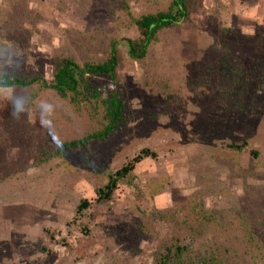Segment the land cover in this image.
<instances>
[{
    "label": "rangeland",
    "instance_id": "rangeland-1",
    "mask_svg": "<svg viewBox=\"0 0 264 264\" xmlns=\"http://www.w3.org/2000/svg\"><path fill=\"white\" fill-rule=\"evenodd\" d=\"M172 1L0 0V79L49 83L60 59L102 61L116 41V82L93 81L125 101L113 133L64 149L105 129L100 103L0 89V264H264V0H185L133 60L135 21ZM13 92L31 118L13 117Z\"/></svg>",
    "mask_w": 264,
    "mask_h": 264
},
{
    "label": "trees",
    "instance_id": "trees-1",
    "mask_svg": "<svg viewBox=\"0 0 264 264\" xmlns=\"http://www.w3.org/2000/svg\"><path fill=\"white\" fill-rule=\"evenodd\" d=\"M186 3L187 1L185 0H173L169 11L159 12L155 15L149 14L137 19L135 24L139 37L134 40L128 39L129 56L133 60H144L151 42L158 39V33L161 30L179 24L187 17L189 10ZM110 47V55L102 61L88 60L80 64L72 58L64 57L60 59L53 72L52 82L48 83L43 78L25 80L19 77L3 76V79H0V85H11V87H0V89L13 87L26 88L41 82L44 88H51L60 98H69L75 105H78L80 100H95V103L102 105L105 114L104 118L108 121V125L104 130L94 133L86 139L65 143L62 147L64 149L73 148L80 144H85L89 140H103L122 123L124 120L123 112L125 110V101L122 97L121 89L119 90L113 84L116 82L118 76L119 51L117 42L112 41ZM96 77H107L113 81L110 85L111 91L108 96L102 97L106 86L97 87L93 81ZM233 149L241 151L242 146H236ZM144 154L148 155V151L143 150ZM255 155H257V152L253 153V156ZM140 160H142V156L136 157L129 165L119 170L104 188L99 190V202L111 199L120 178L129 174ZM86 206L87 201H83L79 205L78 214L86 209ZM177 256L180 255L178 254ZM170 260L169 257L162 256L161 259H158V264H171ZM175 260L177 261L178 259Z\"/></svg>",
    "mask_w": 264,
    "mask_h": 264
},
{
    "label": "clouds",
    "instance_id": "clouds-1",
    "mask_svg": "<svg viewBox=\"0 0 264 264\" xmlns=\"http://www.w3.org/2000/svg\"><path fill=\"white\" fill-rule=\"evenodd\" d=\"M0 87H11V85H0ZM8 104L11 105L12 115L16 119H21L23 116L31 118L33 116L32 110L28 107V101L24 96L13 94L7 98ZM42 107L46 110L51 109L52 105L48 102H43ZM40 123L43 127H46L51 131L52 120L51 119H40Z\"/></svg>",
    "mask_w": 264,
    "mask_h": 264
}]
</instances>
